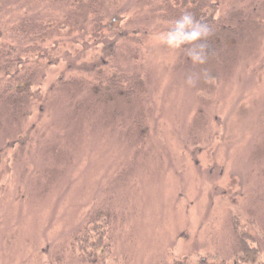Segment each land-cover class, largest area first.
Listing matches in <instances>:
<instances>
[{
    "label": "rangeland",
    "instance_id": "374dc122",
    "mask_svg": "<svg viewBox=\"0 0 264 264\" xmlns=\"http://www.w3.org/2000/svg\"><path fill=\"white\" fill-rule=\"evenodd\" d=\"M6 1L0 5V264H81L71 243L86 231L90 242L98 239L106 230L102 220L111 244L106 264H174L184 257L193 264H248L243 255H252L242 254L240 238L237 254L234 223L251 247L262 245L258 264L264 0L209 2V22L224 17L225 28H233L220 33L221 44L207 46L203 64L157 40L170 24L162 0H123L125 17L116 15L112 24L128 35H113L114 54L92 48L97 27L64 17L63 5ZM40 17L66 26H55L41 44L13 29ZM56 39L61 46L52 50ZM16 81L33 82L31 92L41 95L21 112L2 93L10 82L11 95Z\"/></svg>",
    "mask_w": 264,
    "mask_h": 264
},
{
    "label": "trees",
    "instance_id": "16d2710c",
    "mask_svg": "<svg viewBox=\"0 0 264 264\" xmlns=\"http://www.w3.org/2000/svg\"><path fill=\"white\" fill-rule=\"evenodd\" d=\"M49 1V0H45ZM52 2H55L57 4L63 5L65 7V12L63 14L64 17L68 18H75L76 24H81V27L84 28L86 24L90 21L92 24H94L97 27V31H93V39L96 40L95 45L92 48L100 47V49L103 47L104 54L111 53L114 54L116 52L117 43L118 41L115 39L114 36L118 39H124L128 33L124 32H117L116 33V27L113 22L115 19V16L118 15L119 19L124 18V10L121 11V8L125 2L123 0H50ZM211 0H162L161 5L163 3L166 4V6H169V9L167 11V14L165 17L166 22L169 21V25H171L176 19L179 18L182 12L188 11L192 13L197 20H200L202 22L207 23L210 28L212 29L211 34L201 41L200 43H205L207 46L211 42L218 43V40L221 44V41L224 39L223 37H220V33L222 31H231L233 27L225 28L224 25H226V19L223 17L221 21L217 22H209L210 18L212 17V14L210 13L209 8V2ZM8 1L6 0H0V5H8ZM154 2V1H153ZM196 7V9H195ZM17 9V8H15ZM195 9V10H194ZM119 12L121 13L119 14ZM8 16V15H7ZM10 16V15H9ZM84 17L83 22H79L77 18ZM72 20V19H71ZM56 20L53 17L43 18L40 17V20L38 19H24L23 22H21L16 28H13L15 31L18 32H30L29 34H32L34 36H37L39 39V44L45 42L48 40L49 34L54 33V28L56 24ZM224 24V25H223ZM169 25L167 30L169 29ZM65 24H58L56 27L58 30H62L63 27H65ZM12 29V30H13ZM111 34V35H110ZM216 34V37H213V35ZM94 42V41H93ZM61 46L60 40L56 39L53 42V49H58ZM111 48V49H110ZM92 50V49H91ZM43 58H47L46 56L39 55V60H43ZM95 58V57H94ZM48 59V58H47ZM95 61V60H94ZM93 61V62H94ZM92 63V62H91ZM9 66L6 67L5 70H3V75L6 77H9ZM17 82V81H16ZM27 83L30 82H24L22 84H18L16 88H14V92L9 93L11 86V83L9 82V85H5L3 94H7V102L11 105L14 112H21L24 107L29 105V100H39L41 99V95L38 96L36 92H31L32 84L31 86L27 85ZM27 85V86H26ZM15 87V86H14ZM31 87V88H30ZM9 93V94H8ZM22 94L23 96L27 95V101L17 100V96L19 94ZM46 100V95H45ZM106 219V218H105ZM106 226V230L104 229V232H99L97 229L98 239H93V241L90 242V236L88 235V232L86 231L87 237L83 234H81V237L73 240L71 243V249L72 254L76 257L77 255L82 257L81 264H106V252L108 253V249H111V244L107 238V230L109 224L107 221L102 220ZM234 232L237 238V246H238V252L239 253V238L241 239L242 246H241V252L242 254L247 253V255L251 258H244L245 255H243V261L247 262L248 264H256V257L258 256V253H261L262 251V245L259 244V246L251 247L250 243L248 242V239L244 236L242 232L239 231V227L236 223H234ZM101 236V238H100ZM244 240V241H243ZM90 242V243H89ZM255 250V251H254ZM257 255V256H256ZM190 257V256H189ZM238 258V256H237ZM236 261V259H235ZM176 262V263H175ZM174 262V264H193L188 257H184L182 260L178 259ZM59 264H67L64 262V260H59ZM194 264H223V261L220 260H207L202 259L199 262H196ZM264 264V262L262 263Z\"/></svg>",
    "mask_w": 264,
    "mask_h": 264
},
{
    "label": "clouds",
    "instance_id": "9594fccd",
    "mask_svg": "<svg viewBox=\"0 0 264 264\" xmlns=\"http://www.w3.org/2000/svg\"><path fill=\"white\" fill-rule=\"evenodd\" d=\"M211 32L212 29L207 23L197 20L192 13L184 11L169 26L166 33L158 34L156 38L169 49L185 48V54L193 64H203L206 61L207 45L200 42L206 39ZM186 82L189 86H194L196 81L189 76ZM261 262H264V256L258 258V264Z\"/></svg>",
    "mask_w": 264,
    "mask_h": 264
}]
</instances>
